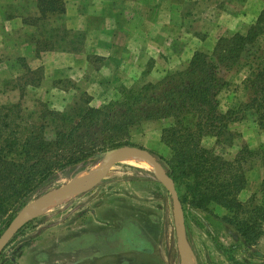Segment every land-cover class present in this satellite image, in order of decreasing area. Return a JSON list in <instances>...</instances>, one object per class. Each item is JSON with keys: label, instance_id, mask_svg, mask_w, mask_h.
Returning a JSON list of instances; mask_svg holds the SVG:
<instances>
[{"label": "rangeland", "instance_id": "1", "mask_svg": "<svg viewBox=\"0 0 264 264\" xmlns=\"http://www.w3.org/2000/svg\"><path fill=\"white\" fill-rule=\"evenodd\" d=\"M65 3L64 14L37 20L35 0H0V105L21 103L28 112L38 113L46 105L66 116H75L88 105L103 107L122 100L125 88L157 82L185 68L197 48L211 53L219 38L246 33L264 11V0H148L147 7L155 10L151 8L141 21L143 33L137 34L135 52L127 57L122 55V0ZM135 9L140 11L141 6ZM105 35L113 37L111 55L106 54ZM250 50L264 56V31ZM77 51L83 54L78 60L71 54ZM257 62L242 60L225 71L229 85L220 94L223 111L237 112L248 101L244 80ZM239 114L242 118L230 126L236 136L233 143L221 144L218 152L234 160L240 150L248 149L244 160L250 186L239 197L244 203L240 216H246L256 206L264 208L259 187L264 180V130L254 111ZM194 121L193 116L185 118L188 125ZM173 123L172 118L143 121L118 133L117 144L108 147L99 163L60 170L25 200L29 203L68 183H89L114 148L142 147L171 158L172 150L161 134ZM55 127L50 120L48 133ZM202 143L217 147L213 136L204 137ZM190 179L175 183L179 195L185 194ZM185 204L189 264H264V234L256 243H247L236 225L223 220L232 216L226 208L211 203L207 212ZM10 212L0 219V235ZM120 224L134 225L136 240L152 250L127 256L132 262L181 264L171 195L149 160L138 154L122 156L92 189L45 201L3 251L0 264H117L118 256L95 253ZM92 231L99 234L95 245L88 240Z\"/></svg>", "mask_w": 264, "mask_h": 264}, {"label": "trees", "instance_id": "2", "mask_svg": "<svg viewBox=\"0 0 264 264\" xmlns=\"http://www.w3.org/2000/svg\"><path fill=\"white\" fill-rule=\"evenodd\" d=\"M35 2L37 20L66 12L65 0ZM262 21L264 11L246 33L219 38L211 53L195 51L185 68L157 82L125 88L122 100L103 107L88 105L75 116L46 105L39 113L28 112L21 103L0 105V219L11 211L4 226L26 205L25 198L60 170L76 171L88 163L97 164L108 147L117 144L118 133H127L143 121L172 118L174 123L161 134L172 157L151 153L177 185L191 178L185 194L180 195L184 211L185 202L207 212L216 203L232 213L223 220L236 225L247 243H256L264 234V208L256 206L240 216L244 203L239 194L248 182L244 160L248 149L230 160L218 152V146L233 143L236 136L230 125L242 118L239 113L243 111H254L264 130V56L250 52L264 31ZM251 58L259 62L251 66L244 80L248 101L237 112L233 108L223 111L220 94L229 85L225 71ZM187 116L195 118L193 124L185 123ZM50 120L56 123L52 135L48 133ZM206 136L215 137L217 147L203 145Z\"/></svg>", "mask_w": 264, "mask_h": 264}, {"label": "water", "instance_id": "3", "mask_svg": "<svg viewBox=\"0 0 264 264\" xmlns=\"http://www.w3.org/2000/svg\"><path fill=\"white\" fill-rule=\"evenodd\" d=\"M126 154H138L146 157L159 179L168 189L174 209V216L176 221V232L178 240V249L181 256V264H189L187 255L188 237L185 222L184 207L176 187L174 180L170 178L164 166L155 158L150 150L136 146H122L112 149L107 155V162L101 172H99L89 183L83 184L79 182L68 183L53 190H50L33 201L27 203L13 218L4 232L0 235V255L9 245L16 234L29 222L35 211L48 199L54 198L66 192H86L95 187L111 170L114 164Z\"/></svg>", "mask_w": 264, "mask_h": 264}, {"label": "crops", "instance_id": "4", "mask_svg": "<svg viewBox=\"0 0 264 264\" xmlns=\"http://www.w3.org/2000/svg\"><path fill=\"white\" fill-rule=\"evenodd\" d=\"M148 0H122V20L124 17V23L122 22V55H126L127 57L134 54V42L137 37V34L143 33L142 22L147 15V12L151 10L152 7H147ZM136 5L141 6V10L136 11ZM153 9V8H152ZM155 10V9H153ZM106 36V35H105ZM103 36V44L108 46V50L106 54L111 55L112 48V39L113 37ZM115 47V46H114ZM127 47V48H126ZM215 47V46H214ZM198 50H202V48H197ZM214 49V48H213ZM203 51V50H202ZM94 53H98V48L94 47ZM73 54L76 60H78L79 56L83 54L78 51ZM25 55V54H23ZM81 57V59H83ZM192 58V57H191ZM87 61V59H86ZM186 67V66H185ZM231 126V125H230ZM263 181V180H262ZM261 181V183H262ZM261 183L259 187L261 186ZM250 186V181L248 177V182L246 187L240 192L239 197L245 193ZM135 235V227L131 224H120V226L112 229L105 236V242L102 243V248H97L98 251L95 253L98 257L109 255L118 256L117 264H142L135 263L131 261V258H127V256L136 257L137 253L140 255H148L152 252L151 249L143 248V240H136ZM99 234L95 231H92L90 236L88 237L89 241H92V245H95V242L99 239ZM102 238V237H101ZM94 255V256H96ZM134 260V259H133Z\"/></svg>", "mask_w": 264, "mask_h": 264}]
</instances>
